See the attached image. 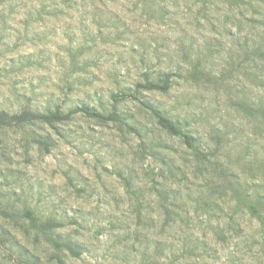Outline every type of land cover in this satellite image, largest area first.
Segmentation results:
<instances>
[{
  "label": "rangeland",
  "instance_id": "rangeland-1",
  "mask_svg": "<svg viewBox=\"0 0 264 264\" xmlns=\"http://www.w3.org/2000/svg\"><path fill=\"white\" fill-rule=\"evenodd\" d=\"M0 114V264H264V0H0Z\"/></svg>",
  "mask_w": 264,
  "mask_h": 264
},
{
  "label": "trees",
  "instance_id": "trees-1",
  "mask_svg": "<svg viewBox=\"0 0 264 264\" xmlns=\"http://www.w3.org/2000/svg\"><path fill=\"white\" fill-rule=\"evenodd\" d=\"M153 87H154V89H156L159 86L155 85ZM144 105L158 118L159 123L162 127H164L166 130H168L171 134L180 136L189 148L197 150L196 141H195L193 135L186 133V132H183V130L180 127L181 125L179 123L174 122L171 119L164 116L162 114V112L160 110H158L157 108H155L149 104H146V103ZM32 117L53 120V119H59L60 116H58V114L51 115V116H49V115L48 116H37V115L32 116L28 113H24L20 116H14L13 119H15L19 122H26L27 120H30ZM6 119H8L7 115L0 114V123H4V121Z\"/></svg>",
  "mask_w": 264,
  "mask_h": 264
}]
</instances>
